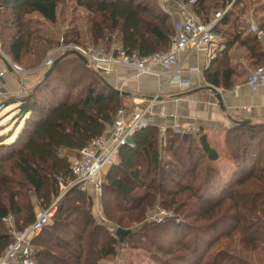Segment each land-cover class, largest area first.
<instances>
[{
  "label": "trees",
  "instance_id": "16d2710c",
  "mask_svg": "<svg viewBox=\"0 0 264 264\" xmlns=\"http://www.w3.org/2000/svg\"><path fill=\"white\" fill-rule=\"evenodd\" d=\"M64 1L0 0V33L5 36L10 32L2 41V49L16 65L22 68L23 60L32 52L39 64L58 45L59 40L37 35L29 16L39 13L48 22L56 23ZM72 1L87 11L90 41L97 44L94 46L110 50L121 41L126 52L148 56L167 50L176 36L171 16L160 9L157 0ZM241 1L197 0L194 8L200 20L207 23L217 10H225L235 2L234 9ZM232 18V11H228L216 30L227 35L226 27L232 26L233 36L240 39L243 25ZM260 27L264 29V21ZM71 33L63 35L66 42L83 45L81 34L77 30ZM248 47L258 60L257 66L263 64L264 49L256 36L250 38ZM41 86L48 90L43 91ZM225 86L229 84L226 82ZM126 98L75 53L63 55L52 72L45 75L42 85L19 97L16 121L17 127L22 121L23 125L14 138V131L0 135V188L7 195V201L0 195V223L7 230L0 232V256L13 240L4 218L12 215L19 231L37 219L31 213L26 224H20V193L13 187L16 182L3 173L7 164H11L7 169L19 172L23 186L33 191L44 210L49 208L59 198L61 185L68 186L75 180L71 156L66 151L79 155L114 121L117 110L127 107ZM159 137V129L154 125L136 132L133 145L121 147L119 162L109 168L103 181L100 202L105 219L117 229L130 230L122 241L111 235L95 240L97 231L110 228L96 224L86 199L90 189L76 185L60 198L55 222L44 228L34 244L53 255L58 264H97L102 258L117 254L115 245L124 244L145 248L160 264H252L242 253L222 247L215 252L211 249L222 238H234L237 234L244 251L259 249L258 242L264 244V222H259L263 220L258 217L264 214V123H237L227 131L226 141L231 146L236 171L226 183L222 182L219 170L210 165L220 154L206 135H200L198 148L191 138L185 140L179 134L167 132L165 139L169 138L168 152L172 158L168 161L163 160L157 147ZM204 160L207 172L201 166ZM159 197L164 208L185 214L186 223H150L135 231L134 226L145 219ZM244 199L255 205L242 204ZM191 219L193 222L187 223ZM229 223L230 228L215 235L219 227H229ZM210 234L214 235L212 239ZM49 238L55 239L52 249L47 247ZM95 243L99 249L92 259L88 247ZM54 248H59L61 254L55 253Z\"/></svg>",
  "mask_w": 264,
  "mask_h": 264
},
{
  "label": "crops",
  "instance_id": "0c3cea01",
  "mask_svg": "<svg viewBox=\"0 0 264 264\" xmlns=\"http://www.w3.org/2000/svg\"><path fill=\"white\" fill-rule=\"evenodd\" d=\"M252 1L254 3H251L250 9L247 0H243L232 10V19L243 25L240 39L233 36L232 26H227L229 33L221 34L220 40L209 46L190 49L183 54L178 74L185 81H190V88H182L179 84L167 82V76L162 73L138 74L134 69L120 66L114 67L110 76L106 78L114 88L128 93L124 96H127L126 109L130 112L135 106L147 107L149 100L159 95L151 110L156 116L154 126L158 127L160 137L172 132L168 128L163 133L161 129L163 125L168 127L176 122L195 125L198 131L193 135L197 133L206 135L210 144L218 150L220 158L216 162L227 161L228 171L231 172L228 175L230 179L236 169L231 157L226 154V148L221 147L226 132L237 124L235 121L264 123V82L256 88L250 87L246 82L249 72L258 64V60L248 47L250 38L255 36L250 24L255 23L260 27L264 21V0ZM246 3L248 8L241 12ZM158 4L169 13L175 27V22L179 19V2L178 7L172 6L169 0H159ZM34 15L40 16L39 13ZM81 36L83 37L82 34ZM87 39L90 40V37L87 36ZM260 43L264 49V41ZM119 44L121 41L116 42L113 47L117 48ZM226 44H229L227 49ZM4 54H0V104L11 107L10 110H16L19 97L32 90L35 82L33 78L46 75L48 71L29 72L23 68L20 71L14 67L12 59L5 52ZM214 80L218 83L210 82ZM226 82L229 84L228 87L225 86ZM209 85L219 90L222 104L210 91L200 90ZM137 98L138 101L135 102ZM15 114L18 112L15 111ZM222 149L225 154H222ZM66 153L71 154L68 151ZM73 157L71 156V159ZM118 162L119 155L116 159V163ZM108 171L109 168L103 172L104 179ZM87 187L92 194L98 193L93 187ZM99 199V196H95L96 203L100 205L97 206L100 216L102 206Z\"/></svg>",
  "mask_w": 264,
  "mask_h": 264
},
{
  "label": "built area",
  "instance_id": "2783aa9c",
  "mask_svg": "<svg viewBox=\"0 0 264 264\" xmlns=\"http://www.w3.org/2000/svg\"><path fill=\"white\" fill-rule=\"evenodd\" d=\"M196 2L197 0L179 2V19L175 22L176 36L165 51L143 56L139 52H126L121 44L117 48L107 50L94 45L67 43L62 36L58 45L50 51L44 63L34 72L48 71L59 57L67 53H75L85 58L88 65L105 79L110 76L114 67L120 66L134 69L138 74L160 75L162 73L167 76V82L179 84L182 88H190V81H185L178 74L182 56L190 49L209 46L220 40L222 35L216 28L224 15L223 13L216 14L210 22L205 23L196 13L194 8ZM250 29L260 42L264 41V29L255 23L250 24ZM0 54L5 55L1 39ZM14 67L22 71L20 66L15 64ZM246 82L252 88L264 82V63L249 72ZM158 96L152 97L147 107L135 106L131 112L125 107L117 110L114 121L108 125L107 129L84 146L78 156L71 159V170L75 175V180L67 186V189L80 185L83 189L91 186L97 192L101 191L104 181L103 172L116 163L121 147L133 145V135L136 132L155 125L156 116L151 109ZM134 101L137 102L138 98ZM3 108L4 105L0 104V111ZM168 128L172 133L182 137H189L198 131L193 124L179 122L168 127L164 125L161 127L163 133ZM55 212L56 208L53 205L50 206L30 226L21 231L17 229L12 215L4 218L13 240L0 256V264H41L38 261L41 250L34 244V239L42 234Z\"/></svg>",
  "mask_w": 264,
  "mask_h": 264
},
{
  "label": "rangeland",
  "instance_id": "374dc122",
  "mask_svg": "<svg viewBox=\"0 0 264 264\" xmlns=\"http://www.w3.org/2000/svg\"><path fill=\"white\" fill-rule=\"evenodd\" d=\"M158 1L159 0H157L156 4H158ZM169 1L172 3V6L175 5L178 7L177 1H172V0H169ZM242 2H243V0H242ZM234 3L230 4V5L228 4L229 6H227V8L225 10H223V9L217 10L216 12H214L211 15V17L213 18L216 14H219V13H223L225 15L228 11H232ZM247 3L249 5V9H250L251 3H254V2L252 0H247ZM247 3L245 4V6L243 8H241V10H240L241 12H244V10L247 7ZM159 7H160V5H159ZM160 9H162V7H160ZM39 15L40 16L33 14V15L29 16V18L32 20V26L31 27L35 31V33H37V35L46 36V37H49L50 39H53V40L54 39L60 40L61 37L65 34L70 33L72 35L71 30H73V31L77 30L80 34L83 35L84 39L82 42H83L84 46L85 45H97V44H95L92 41L87 39V36L90 37V34L88 33V29L90 27V20L88 18V14H87L86 9L81 7V6H78L75 1L66 0L62 4H60L58 21L56 23L48 22V21H46V19L43 18V16L41 14H39ZM9 33L10 32L7 31L5 36L2 35V33H0L1 42L2 41L4 42V40L6 41V39H7L6 36ZM43 45L46 47V44H43ZM53 45H54V43L52 44V47H53ZM50 49H48L47 52ZM45 59H46V55H44L42 62L37 64V61H36L37 57L32 52L30 54H27V56L25 57V59L23 60V62L21 64V66L24 70H28L29 72H33L36 68H39L43 64V61ZM44 79H45V75H40L36 79L33 78V80L35 82L33 83L34 86L32 87V90L39 87L40 85H42ZM41 89L43 91L48 90L45 86H41ZM42 90H40L39 93H41V94L44 93V92H42ZM10 109H11V107H5L4 106V108L0 111V135H2V134L9 135V134H11V132L14 131V134H13V138H14L18 134V132L20 131L21 126L23 125V121H22L21 125H19L17 127L18 121H16V119H15L17 117V115L15 114L14 109L13 110H10ZM226 134H227V132H226ZM182 138L185 140L191 138L192 140H194V147L198 146V148H200V143H199L200 134L199 133H197L196 135H193L191 137H185V138L182 137ZM168 139H169L168 137H167V139H165V137H159L158 141H157V147L159 148L161 156H162L164 161L172 160L171 153L168 152ZM222 146H224L226 148L225 149V150H227L226 154H228L231 157L232 154H231L230 149H229L231 146L226 141V135L224 137V144H221V147ZM223 151H224V149H222V154H225V153H223ZM70 156L76 157L78 155L73 152L70 154ZM205 162H206L205 160L202 161L201 166H203L204 171L207 172L206 169H208V168H205V167H208V166L206 165ZM10 165H11L10 163L7 164L6 170H4L3 173L5 174L7 179H9L13 182H16V184H14L13 187L17 193H20L19 202H20V206L22 207V213L20 215H18L17 217L20 221V224H26V221L29 219V216L31 215V213H33L34 218H36L44 211V208L41 206L38 198L36 197V195H34L33 191L29 190L28 187L23 186L22 178H21L19 172L17 170L10 171L9 169H7ZM210 165H212V168H214L215 170L216 169L219 170V172H220L219 176L221 177L222 182L226 183L229 181L230 178L228 177V175L231 172L228 171L227 161L221 160L220 162L210 163ZM235 169H236V166H235ZM215 170H213V171L215 172ZM234 172H235V170L232 172V174ZM217 179H219V178H215L214 180L216 181ZM61 186H62L61 187L62 192H61L59 198L54 200L53 203L51 204V206L53 205L56 208V212L58 209L57 207L59 205L60 198L65 196V194L68 190L66 184L63 183ZM0 195H1V197H3V201H7V195L5 194V189L0 188ZM95 196H99V198H100L99 200L101 201L103 194L101 197V191L98 193L94 192V194H92L91 192H87L86 199H87L88 207H89L90 211L92 212L93 216L95 217L97 225H101V226L106 225V226H109V228H110L108 230L103 228L102 230L97 231L95 234L96 235L95 240L97 241V239L100 236L102 237L103 235L106 237H110V235H111L113 238L118 239V237L116 235L117 228H115L116 227L115 225H114L115 227L112 226V223L109 220L105 219L104 213H103V206L100 210V212H101L100 216L98 215V210H97L98 204L95 201ZM241 203L248 205L249 207L255 205L253 202H251L247 199H244L243 202L241 201ZM257 205H260V201L257 203ZM98 207H100V205ZM258 217L259 218L262 217V220H263V221L260 220L259 222H264V214L260 213V214H258ZM170 220H174L175 222H180V223H182V222L186 223L185 214H182L180 212L178 214L177 211H175L173 208H171V209L164 208L162 206L161 197H159L156 205L154 207H152V209L147 213L145 219L142 222H140V224H136L133 229L135 231L141 230L144 228L145 224H150V223L162 224V223H164L166 221H170ZM252 221L254 223H256L257 219H252ZM54 222H55V219L52 218L49 225H53ZM189 222H193V219L189 220L187 223H189ZM154 224H152V225H154ZM194 224H196V223H194ZM230 226H231V223H229V227L226 225L219 227L216 231L217 234H215V235H221L222 233H224L226 231V229L230 228ZM0 228H1L0 232L7 233V230H6L3 222L0 223ZM57 235H58V233H57ZM213 236H214L213 234H210L209 239H212ZM251 236L262 238V236H260V235L256 236V234H252ZM59 237H61V236H59ZM239 240H240V238H239L238 234L234 238H230V239H228L227 237L222 238L220 240V242L218 244H216L211 249V252H215L219 248L222 247L225 249H229L231 252H235V254L242 253V256L247 258L249 260V262H251L252 264H264V244L258 242L259 243L258 245L260 246L259 249L255 250V251H244L243 250L244 247L239 244ZM47 241H49V243H48L49 246L47 245L48 248H50L51 243H53V244L55 243V239H53V238H51V239L49 238V239H47ZM95 247L97 248L96 251H94ZM115 247H117L116 248L117 249L116 255L102 258L101 260H99V262L97 264H160L159 262H156V260H154V257L152 256V254L148 250H146L145 248H132L129 244H124L121 246L115 245ZM39 248H40V246H39ZM43 249L44 248H42V250H41V248H40V250H41L40 253H41L42 257H38V261L41 264H58L55 257L51 254L49 255ZM50 249H52V248H50ZM88 249H89L88 254L91 256V258L92 259L95 258V254L99 249L97 244L96 243L95 244H89ZM53 250L56 251L55 253H59V254H61V252H62V251H60L59 248H54Z\"/></svg>",
  "mask_w": 264,
  "mask_h": 264
},
{
  "label": "water",
  "instance_id": "95a60500",
  "mask_svg": "<svg viewBox=\"0 0 264 264\" xmlns=\"http://www.w3.org/2000/svg\"><path fill=\"white\" fill-rule=\"evenodd\" d=\"M79 57H80V56H79ZM61 58H62V56L59 57V58L55 61L54 66L59 62V60H60ZM80 58L82 59V61H83L85 64H88V61H87L85 58H83V57H80ZM52 70H53V67H51V68L48 70V72L46 73V76H48V75L52 72ZM115 89H116V88H115ZM116 90H117L119 93L123 94V95L128 94V93H126V92H124V91H122V90H119V89H116ZM200 90H207V91H210L211 93H213V94L216 96V98L219 100L220 104H222V96H221V93L219 92V90H218L216 87L209 85V86H206V87H204V88H202V89H200ZM235 122H237V123L239 122V123H243V124L250 123L249 120L235 121ZM129 232H130V230H126V229H123V228L119 227V228L116 230V235H117V237L122 241L123 238H124V236L127 235Z\"/></svg>",
  "mask_w": 264,
  "mask_h": 264
}]
</instances>
